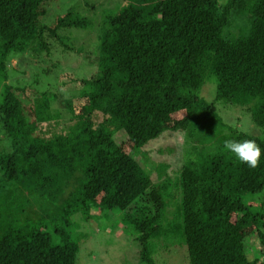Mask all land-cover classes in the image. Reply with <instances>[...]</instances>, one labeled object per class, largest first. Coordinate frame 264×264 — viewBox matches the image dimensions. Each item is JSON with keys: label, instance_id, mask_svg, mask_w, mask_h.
I'll return each instance as SVG.
<instances>
[{"label": "trees", "instance_id": "trees-1", "mask_svg": "<svg viewBox=\"0 0 264 264\" xmlns=\"http://www.w3.org/2000/svg\"><path fill=\"white\" fill-rule=\"evenodd\" d=\"M50 1L0 0V264H78L81 222L111 213L136 264H159L175 236L189 264H264V0H123L93 49L97 19L72 8L44 24ZM25 54L38 77L14 85ZM69 57L87 75L57 74ZM209 77L215 102L201 95ZM216 101L242 106L263 136L228 125ZM167 131L184 133L181 167L154 181L137 156ZM229 139L255 140L259 167Z\"/></svg>", "mask_w": 264, "mask_h": 264}, {"label": "rangeland", "instance_id": "rangeland-1", "mask_svg": "<svg viewBox=\"0 0 264 264\" xmlns=\"http://www.w3.org/2000/svg\"><path fill=\"white\" fill-rule=\"evenodd\" d=\"M123 4V0H53L49 2L47 7L48 12L41 21L44 24H53L59 16L65 14L72 8L82 16L92 20L97 19L94 20L95 29L91 27L90 32L86 36L88 43L86 42L85 46L89 47L90 45L93 49L95 43L98 42L96 30L99 28L98 23L101 17L106 15V12L117 11ZM92 5H94L95 8H92ZM81 37L82 36H80V38ZM11 63L13 67H16L10 69V81L12 84H27L38 77L36 73L38 72L39 63L31 61L29 55L25 54L24 56L14 58ZM63 64L65 68L60 67L57 74L64 73L62 77L66 78L67 81L69 80L68 76L70 73L74 75H87L86 71H89L87 68L88 66L82 63L76 64L74 57L64 58ZM53 78L54 77L50 80L56 83L55 78ZM50 80L43 77L44 86H46ZM201 95L208 102H215L216 79L214 77H209L207 79L201 89ZM83 102L84 100H75L76 108L79 109L80 104ZM216 107L218 113L228 125L238 128L250 135L258 137L263 136V130L254 123L250 113L245 111L242 106L216 101ZM183 136L184 133L182 132L167 131L159 138L150 141L143 148L147 153L146 156H137V159L140 160L142 164L146 165L148 170L152 171L151 175L154 181L158 180L157 167L158 170L162 169L161 167L164 163L170 165L169 172L176 171L181 167ZM118 139L122 141L126 140V137L119 135ZM8 148V143H0V153ZM108 217L107 215H100L95 217L94 220H92L93 222L91 221L89 224L81 222V229H79L78 234L83 235V233H85L88 236L81 243L78 264H136L138 262L139 254L138 249H136V242L130 240V235L127 234L128 228H122L120 222L116 220V214L111 213L110 217ZM171 217L172 215H170V218ZM176 220H178L177 216L174 221ZM53 234L56 235L55 233ZM78 234H73V237L77 238ZM256 241V236L249 241L251 249L253 248L250 252V257L258 255L261 249L259 246L260 244L258 245ZM157 251L156 259L159 260V264H189L187 248L184 244L180 246L179 236H175V238L172 239L170 248H165L163 246Z\"/></svg>", "mask_w": 264, "mask_h": 264}, {"label": "clouds", "instance_id": "clouds-1", "mask_svg": "<svg viewBox=\"0 0 264 264\" xmlns=\"http://www.w3.org/2000/svg\"><path fill=\"white\" fill-rule=\"evenodd\" d=\"M224 149L232 153L236 159L246 164L251 169H255L260 165L262 150L253 139L225 140Z\"/></svg>", "mask_w": 264, "mask_h": 264}]
</instances>
